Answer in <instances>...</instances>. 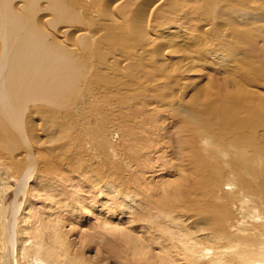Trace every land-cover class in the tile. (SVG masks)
Wrapping results in <instances>:
<instances>
[{"label":"rangeland","instance_id":"rangeland-1","mask_svg":"<svg viewBox=\"0 0 264 264\" xmlns=\"http://www.w3.org/2000/svg\"><path fill=\"white\" fill-rule=\"evenodd\" d=\"M94 1L89 0L92 7L87 8L89 13L83 19L94 22L88 27L97 31L96 36L98 30L105 34L108 27H123L126 20L131 24L129 29L124 27L128 31L121 28L125 34L119 35L118 30L115 35L120 37H114L112 43L103 39V63H96L105 82L92 84L96 92L110 98L108 104H96L105 126L99 124L101 117L98 118L100 114L93 105L97 100L80 93L71 96L66 104L36 115L39 119L45 116L50 122H64L69 130L66 138L46 143L38 125L33 146L27 144L28 136V140L22 139L16 131L18 148L0 146V264H240L237 254L257 255L256 248L246 250V245L240 249L243 241L264 238L263 214L256 215L260 217L256 224L250 225L253 217L244 222L243 217L249 214L248 203L230 206L229 221L220 224L225 233L218 238V246L211 243L216 238L213 230L184 212L187 208L162 209V205L167 189L170 196L176 194L173 190L183 171L181 157L172 144H177L174 140L180 132L191 138L182 131L181 121L172 115L170 106L191 94L201 106L206 105L213 97V93H206L207 87L222 84L231 89L229 94L238 86L264 97V58L255 52L264 48V0H239L242 4L237 2L227 8L219 7L221 0H212L215 4L208 8L206 18L196 16L188 20L182 18L189 9L178 10L170 20L155 17L153 6L157 0H132L133 7L124 20L115 11L118 0ZM103 12L105 19L112 16L111 26L101 23ZM41 13H35L34 19L55 34L61 32L62 36L57 37L69 42L65 46L72 50L69 39L74 40L75 27L83 22L78 20L69 26L45 24ZM234 27L241 32L248 30L250 36L242 35L249 36L250 41H238ZM129 65L141 68L140 72L145 70V77L138 74V79L130 74ZM186 91L187 96H183ZM132 93L144 95L128 102ZM138 107L144 113L141 116ZM148 115L150 123L145 120ZM119 123L124 125L123 131L115 129ZM165 126L166 133L161 129ZM120 132L129 137L125 139ZM145 136L154 143L151 152L146 150ZM210 137L211 133L203 132L192 143L203 147ZM186 156L193 159L190 149H186ZM75 162H80L82 169L76 168ZM56 163L61 166L59 171H39ZM227 187L222 186L223 190ZM237 196L250 198L242 192ZM231 200L223 202V206L229 207ZM253 228H259L255 235L250 234ZM253 263L264 264V255L250 262Z\"/></svg>","mask_w":264,"mask_h":264},{"label":"bare ground","instance_id":"bare-ground-1","mask_svg":"<svg viewBox=\"0 0 264 264\" xmlns=\"http://www.w3.org/2000/svg\"><path fill=\"white\" fill-rule=\"evenodd\" d=\"M90 1L93 2V0ZM254 1L248 0V3H254ZM237 2L240 1L221 0L218 5L220 8H227L228 5ZM90 3L89 0H0V146L8 147L12 150L16 146L18 148L19 139L17 135L20 138L22 137V139H27L28 136L29 140L27 139V144L33 146L35 138L38 136V125L41 126L44 138L47 139L46 143L56 140L55 138H66L69 130L66 128L64 122H50L45 119V116L39 119L36 115L39 112L44 114L51 108L66 104L71 96L74 98L80 93L85 94L88 99L97 100L93 105L95 104V111L100 114L98 118L101 117V120L98 119L101 122L99 124L101 127L105 126L104 122L106 121H104V116L98 111V105L96 104L98 102L108 104L110 98L107 97L108 95L96 92L92 84L93 81L96 84L105 82L104 75H101L104 73H102V69L99 66H96V63L97 65L103 63L101 59V57H104L102 56V52H104L102 49L103 39L105 38L107 42L112 43L115 41L113 40L115 39L114 37L118 38L120 36L117 35L123 33V29L121 28L125 27L129 29V25L131 24L126 20L123 27L113 24L114 26L112 27H115L113 29L107 26L108 28H105L108 31L104 32L105 34H101L102 32L97 29L99 33L96 36L97 31L95 33V30H89L88 27L89 23L94 25V22L87 20L86 17H84L86 20L83 19V15L89 13L86 10L91 6ZM162 4L164 6H161ZM214 4H212V0H157L153 9L156 8L154 11L155 17L161 16L163 19V16H165L167 17L166 20H170L171 15H175L178 10L189 9V12L184 13L185 17L182 18L188 20L196 16L206 18L209 14L207 13L208 8H211ZM115 5V11L121 20L127 18L130 7H133L132 0H118ZM39 11L42 12L41 16H44L42 22L45 24L50 22H53V25L56 23H67V26H69L72 24L71 22H77L78 20L83 22L84 26L76 24L80 27H75V32L72 35L75 37H73L74 40L71 37L69 39L70 41L72 40L70 42L73 46L72 50L67 48L68 45L65 46L69 42L57 37L62 36L61 32L55 34L47 25H42L34 19V14ZM103 13L104 19L101 23H104L105 26H111L112 16L105 19L106 13ZM169 14L170 17L168 18ZM91 15L93 16V13ZM114 21L116 22L115 19ZM100 27L103 28V24ZM125 28L124 30L128 31ZM175 28L173 29L175 30ZM234 29V35L237 36L236 39H239L238 41L241 39L243 42H246L250 39L251 33L245 28L242 32L235 27ZM118 30L120 32L115 35ZM185 32L188 31L185 30ZM242 33H249V36L245 37ZM261 35L263 36L264 32ZM69 36L71 35L69 34ZM263 39L261 41L264 42ZM103 44L105 45V43ZM111 49L113 48L111 47ZM255 52H258L260 57L264 58V48H259ZM93 58H96L97 62H94L95 59ZM130 67H133V65H129L128 68L132 69L130 74L136 75V78L139 79L138 74H141V77L145 75V70H143L144 72H140L141 68L139 70ZM129 69H126V71ZM159 88L162 89L163 87ZM246 88L243 89L237 86L233 88V93L229 94L231 89L227 84L214 85L213 87L208 86L206 93H213V97L211 96L212 99L206 105L201 106L199 100L191 94L187 97L188 99L184 98L185 100H181L179 98L181 102L170 106L171 108L169 109L172 115H176L178 120L181 121L182 131L188 133L191 138L180 132V135H177L174 140L177 144H172V147H175L176 153H179L181 157L180 165L183 171L181 172L182 175L178 177L175 190H173L177 191L176 194L170 196L169 189L165 191L163 196H166V198L162 209L178 210L180 207L181 209L187 208L188 210L184 212L187 213L188 211L189 213L187 214L193 215L198 222L204 223L206 229L209 230L211 228L213 230L216 238H214V241L211 240V243L216 246L221 245L218 238L223 236L225 232L221 230L220 224L223 220L229 221L228 212L231 211V205L235 203L236 206L238 204L240 206L249 204V214L244 216L243 219H246L244 221L246 222L249 217H253V220H250V225L258 223L256 221L260 217L258 218L256 215H259V213L264 215V97L259 95V93H253L252 89L250 90L251 92H247ZM187 92L186 94L184 92L183 96H187ZM136 93L131 94L132 98L131 95L127 97L128 102L137 97L139 99L143 98H140L141 93L139 95ZM122 98L127 102L124 96ZM38 101H41V103ZM34 103H38L39 105L32 107ZM139 108L141 107H138L137 110L141 116L144 113L142 114L143 111ZM100 111L103 112V110ZM52 112H50V115ZM134 115L136 116L135 113ZM145 120L150 123L149 115ZM111 125L113 126V124ZM115 129L123 131L125 127L122 124L119 126L116 124ZM161 129L166 133L168 127H161ZM15 131L18 132L17 135L14 134ZM203 132L207 134L211 133V139L210 142L204 143V148L202 146L201 148L199 144H194L192 141L197 139V135H203ZM121 134L126 137L125 139L129 137V134L126 132H120ZM30 139L33 141L31 142ZM201 139L203 140V138ZM156 143L159 144L158 140ZM153 144L145 136L147 152L153 151ZM186 149H190L193 153L192 160L187 159ZM50 150L54 152V148L52 150L51 147ZM71 162L74 163L73 161ZM75 163L77 164L76 168L82 169L80 162V165L77 162ZM70 166L73 167L72 165ZM59 167L61 166L56 163L39 168V171H59ZM225 184L228 185V190H223L222 186ZM218 189H222L225 193L223 194V191L218 193ZM241 192L246 193L250 198L237 196V193L240 195ZM167 196L171 199L167 198ZM229 199H232L229 201V207L226 205L227 208H225L223 202ZM259 210L260 212H257ZM258 229L253 228L250 234H257L256 231ZM246 245V250L256 248L257 255H250L249 253L237 254L236 258L240 264H250L251 261H256L264 255V238L260 241H243V243H240V249H244Z\"/></svg>","mask_w":264,"mask_h":264}]
</instances>
